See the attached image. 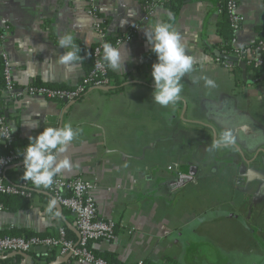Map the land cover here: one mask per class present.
<instances>
[{"label": "crops", "instance_id": "crops-1", "mask_svg": "<svg viewBox=\"0 0 264 264\" xmlns=\"http://www.w3.org/2000/svg\"><path fill=\"white\" fill-rule=\"evenodd\" d=\"M145 2L94 1L110 36L139 26L124 42L131 56L124 71L109 68L119 88L92 89L71 102L1 93L12 150L19 153L44 127L71 123L79 129L58 157L73 166L58 175L94 182L98 216L116 224L113 240L89 243L95 253L113 254L124 264H264V72L246 66L244 79L237 65L226 67L215 55L224 53L223 0H176L154 7L144 21ZM88 6V0H0V50L9 58L15 87H73L80 81L99 41ZM238 12L243 22L233 33L235 46H250L262 38L264 0H238ZM156 21L173 25L194 61L181 80V99L167 107L152 100L156 57L144 31ZM65 34L80 49L81 60L72 66L58 59ZM205 75L215 87L205 85ZM224 129L232 130L234 142L213 148ZM6 148L0 144V155ZM22 174L17 161L5 168L4 179L17 184ZM27 200L25 207L0 211V232L45 236L63 226L77 240L73 216L56 202L48 211L54 201L48 193L34 190ZM2 260L79 264L41 248Z\"/></svg>", "mask_w": 264, "mask_h": 264}, {"label": "built area", "instance_id": "built-area-1", "mask_svg": "<svg viewBox=\"0 0 264 264\" xmlns=\"http://www.w3.org/2000/svg\"><path fill=\"white\" fill-rule=\"evenodd\" d=\"M95 0H88L89 6L87 13L92 16L94 23L93 29L98 35L99 41L94 45L92 57L93 67L88 74H85L80 81L70 89H58L47 85H26L15 87L12 80L11 65L7 54L0 50L2 60V74L5 83L4 93L9 96H36L51 100L71 102L81 99L87 91L98 89L108 91L114 89V81L109 77V68L102 60V45L111 34L103 27L105 18L101 16L95 6ZM176 0H146L144 5V21L147 20L151 10L156 6H165ZM220 14L227 17L230 27L234 32L240 29L243 17L238 12V0H223ZM139 31V26H132L115 35H112L116 45L118 41H130ZM5 29H0V42L3 40ZM263 39L257 41L255 45L236 47L234 36L229 40L230 49L225 55L235 56L250 66L252 70H258L263 64L261 53L264 51V21L262 24ZM224 54V53H223ZM219 60V59H218ZM222 61V60H220ZM226 67H233V63L223 60ZM14 142L13 134L3 115L0 114V144L10 147ZM0 194L21 196L30 198L32 192L43 191L48 193L54 201L66 209L74 218V226L77 232V240L68 237L65 227L59 226L53 235L31 237L4 235L0 237V255L21 252L29 254L35 248H41L44 253H56L60 257H70L79 264H109L103 258L96 256L90 249L89 243L100 239L113 240L116 236V224L111 220H104L98 216L96 203L91 195L96 187L95 183L75 176L65 178L55 176L54 183L47 189H36L31 181H24L22 178L19 183H11L4 179V170L9 165L22 161V156L9 149L0 155ZM2 205L0 203V211ZM134 229L130 228L127 233Z\"/></svg>", "mask_w": 264, "mask_h": 264}, {"label": "clouds", "instance_id": "clouds-1", "mask_svg": "<svg viewBox=\"0 0 264 264\" xmlns=\"http://www.w3.org/2000/svg\"><path fill=\"white\" fill-rule=\"evenodd\" d=\"M144 35L156 57L151 65L152 100L162 107L174 105L181 99L182 78L193 71V57L187 54L180 34L171 23L156 21L144 31ZM58 47L65 49L58 57L61 64L72 66L81 60L78 56L80 49L71 34L61 36ZM102 51V60L114 72H123L125 63L131 61L130 52L122 41H118L116 45L105 41ZM202 78L205 85L215 87V81L207 75ZM242 127L246 128L247 125ZM78 135L79 129H74L71 123H65L59 127H44L35 137L29 136L28 144L18 153L22 156V179L31 181L36 189L52 186L55 176L73 166L68 158L58 157ZM233 142L232 130L224 129L212 147L217 148L221 144L227 146ZM54 203L55 201L50 202L48 211H52Z\"/></svg>", "mask_w": 264, "mask_h": 264}, {"label": "trees", "instance_id": "trees-1", "mask_svg": "<svg viewBox=\"0 0 264 264\" xmlns=\"http://www.w3.org/2000/svg\"><path fill=\"white\" fill-rule=\"evenodd\" d=\"M102 25L105 28V24H102ZM219 26H220L219 27V30H220L219 32L222 35V46L220 48H222V51H224V54H225L230 49L229 40H231V38L234 35H233V31H232V29L230 27L229 21H228L226 16H224V20H223V22H221L219 24ZM262 39H263V34H262V38L259 39V40H262ZM106 41L107 42H112L113 41V37L112 36L107 37ZM256 43L257 42H255L252 45H255ZM92 52H93V50H92ZM92 52L90 54V57L87 60V62L92 63V64L89 65V67L87 69L88 71L85 74H88L91 71L92 67H93ZM261 56L263 58V64L260 67V69L255 70L258 75H261L264 72V51L261 53ZM249 68L251 69V67L247 65V69H249ZM108 75H109V77H111L110 71H109ZM120 84L121 83L118 81L117 77H114V89L119 88ZM39 85H41V84H39ZM50 87H54V88H58V89H70V88H73V87H65V86H50ZM4 88H5V83H4L3 74H2V60L0 58V96H1L2 92L4 93ZM0 114L3 115L1 109H0ZM12 146L7 147L6 149L7 150L8 149H12ZM27 199H29V198H25V197H21V196H11V195H1L0 194V203L2 205V210H6V211H12L15 208H22V207L27 206V202H28ZM4 235L25 236V237H31V236H34V235L41 236L39 234H34V233H31V232H27V233H24V234H21V235H13L11 233L9 234L6 231L5 232H0V237L4 236ZM95 254H96V256L103 258L109 264H124V263L119 262L114 257L113 254H109V253H95ZM1 262H2V264H7L8 261L7 260H2ZM147 264H151V263H147Z\"/></svg>", "mask_w": 264, "mask_h": 264}, {"label": "water", "instance_id": "water-1", "mask_svg": "<svg viewBox=\"0 0 264 264\" xmlns=\"http://www.w3.org/2000/svg\"><path fill=\"white\" fill-rule=\"evenodd\" d=\"M215 55L220 57L223 60H227L232 62L234 65H237L241 70H242V76L245 79L246 78V65L243 61L239 60L237 57L235 56H230V55H225V54H221L218 50L215 51ZM264 77V73L262 75V78ZM261 78V79H262ZM60 207V206H59ZM26 254L21 253V252H12V253H8V254H4V255H0V259H6V258H11V257H15V256H22L25 257Z\"/></svg>", "mask_w": 264, "mask_h": 264}]
</instances>
